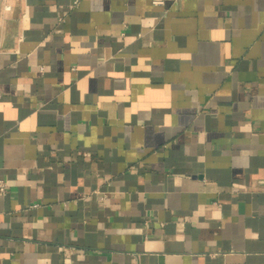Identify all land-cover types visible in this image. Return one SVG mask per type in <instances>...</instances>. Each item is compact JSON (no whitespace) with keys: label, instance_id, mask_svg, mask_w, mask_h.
Masks as SVG:
<instances>
[{"label":"crops","instance_id":"obj_1","mask_svg":"<svg viewBox=\"0 0 264 264\" xmlns=\"http://www.w3.org/2000/svg\"><path fill=\"white\" fill-rule=\"evenodd\" d=\"M0 264H264V0H10Z\"/></svg>","mask_w":264,"mask_h":264},{"label":"built area","instance_id":"obj_2","mask_svg":"<svg viewBox=\"0 0 264 264\" xmlns=\"http://www.w3.org/2000/svg\"><path fill=\"white\" fill-rule=\"evenodd\" d=\"M11 8L12 4L10 3V0H0V25L4 18V12L10 10ZM0 192H7L6 183L3 181H0Z\"/></svg>","mask_w":264,"mask_h":264}]
</instances>
